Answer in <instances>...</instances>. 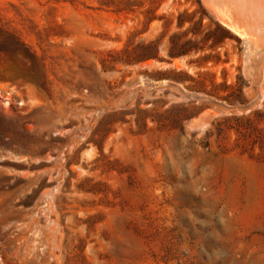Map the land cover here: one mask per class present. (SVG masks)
Here are the masks:
<instances>
[{"label": "rangeland", "instance_id": "obj_1", "mask_svg": "<svg viewBox=\"0 0 264 264\" xmlns=\"http://www.w3.org/2000/svg\"><path fill=\"white\" fill-rule=\"evenodd\" d=\"M220 20L0 0V264H264V43Z\"/></svg>", "mask_w": 264, "mask_h": 264}, {"label": "bare ground", "instance_id": "obj_2", "mask_svg": "<svg viewBox=\"0 0 264 264\" xmlns=\"http://www.w3.org/2000/svg\"><path fill=\"white\" fill-rule=\"evenodd\" d=\"M210 5L225 24L242 35L248 48L264 43V0H210Z\"/></svg>", "mask_w": 264, "mask_h": 264}, {"label": "trees", "instance_id": "obj_3", "mask_svg": "<svg viewBox=\"0 0 264 264\" xmlns=\"http://www.w3.org/2000/svg\"><path fill=\"white\" fill-rule=\"evenodd\" d=\"M3 45L6 46V48H4V49L9 50L8 47H7L9 45L8 43H4Z\"/></svg>", "mask_w": 264, "mask_h": 264}]
</instances>
